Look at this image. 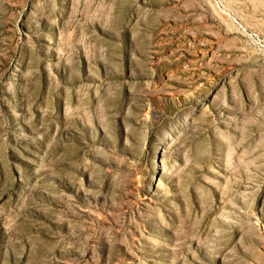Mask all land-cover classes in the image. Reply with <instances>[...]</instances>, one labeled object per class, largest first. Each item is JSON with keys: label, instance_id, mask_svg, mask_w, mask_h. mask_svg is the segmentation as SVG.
<instances>
[{"label": "rangeland", "instance_id": "obj_1", "mask_svg": "<svg viewBox=\"0 0 264 264\" xmlns=\"http://www.w3.org/2000/svg\"><path fill=\"white\" fill-rule=\"evenodd\" d=\"M0 264H264V0H0Z\"/></svg>", "mask_w": 264, "mask_h": 264}]
</instances>
